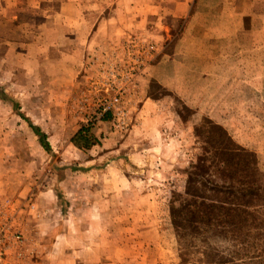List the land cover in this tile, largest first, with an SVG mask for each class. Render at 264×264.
Here are the masks:
<instances>
[{"label": "rangeland", "instance_id": "1", "mask_svg": "<svg viewBox=\"0 0 264 264\" xmlns=\"http://www.w3.org/2000/svg\"><path fill=\"white\" fill-rule=\"evenodd\" d=\"M39 5L0 21L20 264H264V0Z\"/></svg>", "mask_w": 264, "mask_h": 264}, {"label": "built area", "instance_id": "2", "mask_svg": "<svg viewBox=\"0 0 264 264\" xmlns=\"http://www.w3.org/2000/svg\"><path fill=\"white\" fill-rule=\"evenodd\" d=\"M26 203L14 206V203L5 201L0 204V264H20L23 258L24 239L18 216L27 208Z\"/></svg>", "mask_w": 264, "mask_h": 264}, {"label": "crops", "instance_id": "3", "mask_svg": "<svg viewBox=\"0 0 264 264\" xmlns=\"http://www.w3.org/2000/svg\"><path fill=\"white\" fill-rule=\"evenodd\" d=\"M40 0H38V3L36 5H21V3L18 0H0V21L3 18L9 19V21L15 19L14 12L15 9H30V8H38L40 5ZM79 5L73 1H65L60 4L59 6V14L61 16H69L70 21H78L80 16L78 14ZM9 16V17H8ZM136 16V15H134ZM89 20V19H88ZM81 37L77 39V41L81 40ZM0 168L3 169V164L0 165ZM5 182L1 176H0V204H3L5 201H10L14 203V206H19L23 203H26L28 200V197L22 198V197H6L3 194L5 192L3 189L5 188L2 183ZM27 210V208L24 210V212ZM23 212V211H21ZM20 216V215H19Z\"/></svg>", "mask_w": 264, "mask_h": 264}, {"label": "trees", "instance_id": "4", "mask_svg": "<svg viewBox=\"0 0 264 264\" xmlns=\"http://www.w3.org/2000/svg\"><path fill=\"white\" fill-rule=\"evenodd\" d=\"M32 130L35 132L36 135H38V140L42 148L46 151H48V143L46 142L45 135L40 133L35 127H31ZM85 133V134H84ZM91 136L88 135L85 131V129H82L76 133V135L73 137L75 144L79 145L78 141L76 139H82V140H90ZM88 145H86L87 147Z\"/></svg>", "mask_w": 264, "mask_h": 264}]
</instances>
